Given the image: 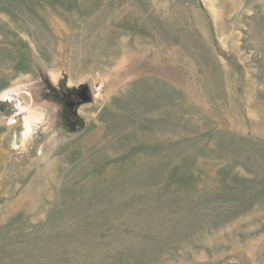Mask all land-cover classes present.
<instances>
[{
  "label": "rangeland",
  "instance_id": "obj_1",
  "mask_svg": "<svg viewBox=\"0 0 264 264\" xmlns=\"http://www.w3.org/2000/svg\"><path fill=\"white\" fill-rule=\"evenodd\" d=\"M0 264H264V0H0Z\"/></svg>",
  "mask_w": 264,
  "mask_h": 264
},
{
  "label": "water",
  "instance_id": "obj_2",
  "mask_svg": "<svg viewBox=\"0 0 264 264\" xmlns=\"http://www.w3.org/2000/svg\"><path fill=\"white\" fill-rule=\"evenodd\" d=\"M79 97H80V99L83 102H86V101L89 100V96H88V93H87V88H83L82 93L79 94Z\"/></svg>",
  "mask_w": 264,
  "mask_h": 264
}]
</instances>
